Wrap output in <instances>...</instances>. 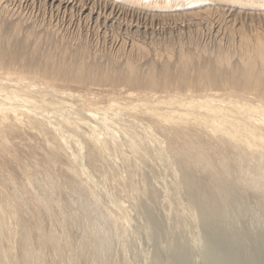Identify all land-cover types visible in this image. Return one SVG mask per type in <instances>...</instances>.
Returning <instances> with one entry per match:
<instances>
[{"label": "rangeland", "instance_id": "1", "mask_svg": "<svg viewBox=\"0 0 264 264\" xmlns=\"http://www.w3.org/2000/svg\"><path fill=\"white\" fill-rule=\"evenodd\" d=\"M141 2L0 0L1 50L6 52L8 49L7 53H12L18 58L22 56L21 60L26 59L23 62L31 58L41 63L47 56H52L53 62L58 64L64 62L70 67L81 64L85 66L84 69L93 68L95 65L93 69L96 75L102 73L112 76L113 79L115 78L113 76H116L104 87L100 83L92 84L90 81L78 84L67 79L61 81L56 73L43 74L40 68L28 69L20 60L14 67L9 66L7 59L2 60L0 81L8 83L2 87L3 89L33 90L39 95L46 96V99L55 101L63 113L73 115L70 111L76 112L72 118L83 122L78 129L62 127L59 124L58 133L62 137L64 135L69 137H64L66 146L52 133L45 135L36 130L26 129L17 131L13 139L15 149L12 147L11 151L19 161H25L30 167L39 165L42 168L44 165V168L45 164L52 163V158L58 153V166H62L61 168L74 171L84 168L85 175L79 178L88 180L90 192L103 207L109 208L111 203L110 208L127 228L143 264H264V255L256 252L254 245V242L264 244V238L261 237L263 240L261 241L260 238L235 237L234 245L221 238L227 234L222 230L224 228L228 230V226L218 225L214 215L202 216L204 199L210 198L211 204L216 205L214 199L216 190L210 178L204 173L193 172L192 179L199 182V189L195 193L185 183L184 165L171 160L166 149L167 138L174 136L179 140L185 135L183 141L185 139L190 141L191 148L199 145L198 147L204 150L210 149L217 157L219 153L224 157L222 154L226 153L213 137L191 125L179 127V121L169 129L165 124L157 125V122L154 124L146 116L142 114L136 116L122 107L139 105L144 101L155 105V102L161 99L167 101L171 97L186 100L190 97L208 98L207 94L199 89L183 91L173 87H169L167 91L155 90L154 93L117 80L118 75H123L127 71L129 62L134 65L135 68L133 65L131 67L135 69H133L135 74L141 71L139 75H146L151 71L161 77V70H165L167 65L166 71L168 70L172 77H176L177 74L174 73H177V67L180 66L178 64L182 63V59L187 63L192 61L194 65L197 64V70L203 71L212 67L218 57H223L226 58L223 71L229 73L242 55L244 37L252 40V45L259 40L264 42V0H141ZM126 61L129 62L125 63ZM205 66L206 68L201 69ZM7 67H10L12 72L7 73ZM192 68L187 69V73L190 70V75L196 70V66ZM196 72H194L196 75H200V72L199 74ZM218 77L220 79L222 73L218 72ZM188 78L192 79L193 76ZM227 86L237 89L233 84ZM215 87L220 88L218 85ZM139 94L144 96L147 94L148 97H139ZM146 97L150 100H146ZM110 103L118 107H111ZM167 107L169 106H158V111L182 110L180 112L185 113L184 109L179 107L177 109V106ZM99 115H104L112 121L111 128L100 126ZM147 126L148 130L145 128ZM121 127L133 134L135 129L137 131L135 135L142 138L143 143L136 144L137 141H133L130 136L127 138L121 133L124 131ZM125 127H132L133 130ZM93 129L96 131L93 132ZM188 129L192 131H187ZM181 130L182 133L185 130V134L182 135ZM94 133L98 134L97 144L93 140ZM145 135L148 137L145 138ZM163 136H167L166 139ZM69 139L72 140L71 143ZM103 140L106 142V148L100 145ZM163 140L166 142L165 145L161 143ZM198 140L200 143H197ZM112 142L116 147L112 146ZM120 144L123 146L118 149ZM158 148L164 150L162 156ZM227 155L228 153L225 157ZM91 159L97 163H90ZM74 164L78 167L76 168ZM82 165L83 167H80ZM130 185L134 191L129 188ZM238 207L236 202L230 206L234 212ZM236 217L238 226H244L243 220L238 215Z\"/></svg>", "mask_w": 264, "mask_h": 264}, {"label": "bare ground", "instance_id": "2", "mask_svg": "<svg viewBox=\"0 0 264 264\" xmlns=\"http://www.w3.org/2000/svg\"><path fill=\"white\" fill-rule=\"evenodd\" d=\"M129 1L131 3L141 2V0ZM243 40H245V46L241 48L242 55L237 65L229 73L223 71L226 60L223 57H218L212 67L201 68H206L203 71L200 70L201 72L199 69L197 70V64L194 65L192 61L187 63L180 57L182 63L178 64L180 65L179 68L177 67L178 71L174 73L177 74L176 77H172L167 72L168 70L166 71L167 65H165V70H161L162 73L159 71L162 74L161 77L160 75L158 77L156 72L154 73L157 75L148 71L149 69L146 75H139L141 71L135 74L133 72L135 67L133 64L134 68L131 67L129 61L125 62H129L127 71L123 75L117 76V80L120 79L127 85L150 90L154 93L155 90L167 91L169 87H173L183 91L199 89V91L207 94L208 98L193 99L194 97H190L188 100L184 98L183 100L171 97L167 101L161 99L155 102V105L144 101L139 105L131 104L122 107L130 110L129 112L136 116L138 114L146 116L154 124L156 122L157 125L165 124L169 129L179 121V127L191 125L197 130H204L210 137H213L224 153H228L227 157H225L226 154H222L224 155L222 157L220 153L219 156L221 157H217L214 152L213 155L210 149L211 152L208 153V149V151L204 150L198 147L199 145L191 148L190 141H186V139L183 141L186 137L183 135L185 130L183 133L181 130L183 139L178 140L176 137H172L170 133L171 137L167 139V136H163L167 140H165L167 142L166 149L170 159L184 165L187 187L195 193L199 189V182L191 177L193 172L204 173L210 178L213 188L216 190L214 196L216 205L211 204L210 198L204 199L202 216L214 215L218 225L228 226V230L226 228L222 230L227 234L221 238L233 245L236 238H260L261 241H263L261 237L264 238V42L259 40L252 45V40L245 37ZM7 50L5 52V50L0 49V71L3 69L1 61L7 59L10 67H14L16 62L19 63L18 60H20L22 61L21 64L23 63L24 67L28 69L40 68V72L43 74L56 73L61 81L67 79L78 84L90 81L92 84L94 82L100 83L104 87L113 79L112 76L102 73L96 75L93 69L95 65L90 69H84L85 66L81 64L76 67L71 64L73 66L70 67L64 62L59 64L53 62L52 56H47L43 61L44 63L35 62L31 58L29 61L23 62L26 59L21 60L20 57L22 58V56L19 58L13 56L12 53H7ZM192 63L200 75L194 73L196 72L195 69V71L193 70L194 74L192 72V75L189 74L191 68L194 67L193 65L190 66ZM9 68L6 70L7 73L12 72L10 71L12 69ZM188 68L190 70L187 73ZM217 71L222 73L220 79ZM199 72L196 73L199 74ZM171 73L173 74V72ZM187 74L193 78L189 79ZM42 77L48 78L45 75ZM113 77L116 78V76ZM227 84L230 86L233 84L237 86V89L232 86L229 87ZM7 85L6 81H0V264H143L127 228L121 218L110 208L111 203L109 208L103 207L100 201L93 196L94 194L90 192L88 180L85 182L80 179V176L85 175L84 168L77 169V171L67 167L66 170L61 168L62 166H58V153L54 155L50 165L45 164L47 169L43 168L44 165L42 168L39 165L30 167V164L27 165L25 161H19L11 151L14 136L17 131H22V129L36 130L45 135L52 133L66 146L64 137H69L65 135L62 137L58 133L59 124L62 127L78 129L83 122L75 117L72 118L77 113L73 111H70L73 115L63 113L55 101L46 99V96L39 95L33 90L3 89V86ZM216 85L221 88V92L220 88L215 87ZM129 95L131 96L132 93ZM140 96L144 95L139 94ZM147 97L146 100H150ZM110 104L111 107H118L116 104ZM173 105L177 106V109L178 107L184 109L185 113H181L182 110L158 111V106L171 107ZM98 119L101 123L100 126L111 128L110 123L112 121L108 117L99 115ZM148 127L145 128L148 130ZM121 128L124 130V127ZM95 131L96 129H93V132ZM89 132L91 134L90 129ZM134 132L137 134L135 129ZM121 133L126 137L130 136L133 141H137L136 144L143 143L142 138H137L133 132L129 133V130H124ZM94 136L93 140L96 143L98 142V138H96L98 134L94 133ZM210 137L209 139H211ZM213 139L212 141H214ZM161 143H164V140ZM197 143L200 141L198 140ZM101 144L104 148L107 147L104 140ZM208 144L206 148H208ZM121 145L118 146V149ZM112 146L116 147V144L112 142ZM60 148L62 149V146ZM160 150V153L158 151L157 153L162 156L164 150ZM75 151L77 152V148ZM93 162L95 163L91 159L90 163ZM129 188L132 191L135 190L131 185ZM234 202L239 205L235 212L230 208ZM236 215L243 220L244 226H238ZM254 245L256 252L264 255V244L254 242Z\"/></svg>", "mask_w": 264, "mask_h": 264}]
</instances>
